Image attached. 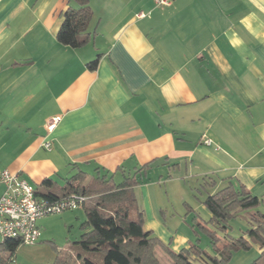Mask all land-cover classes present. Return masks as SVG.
Here are the masks:
<instances>
[{
	"label": "crops",
	"instance_id": "0c3cea01",
	"mask_svg": "<svg viewBox=\"0 0 264 264\" xmlns=\"http://www.w3.org/2000/svg\"><path fill=\"white\" fill-rule=\"evenodd\" d=\"M68 1L0 0V169L60 193L77 172L121 181L148 164L135 194L156 233L164 197L204 177L263 199L264 0H90L78 48L57 39Z\"/></svg>",
	"mask_w": 264,
	"mask_h": 264
},
{
	"label": "trees",
	"instance_id": "16d2710c",
	"mask_svg": "<svg viewBox=\"0 0 264 264\" xmlns=\"http://www.w3.org/2000/svg\"><path fill=\"white\" fill-rule=\"evenodd\" d=\"M70 5L63 13L62 25L59 27L57 39L60 43L78 48L85 45L90 38L89 25L94 17L90 0H69ZM100 61V55L90 61L87 66L94 70ZM142 166L134 173L126 175L116 182L113 176L95 177L87 181L83 171L67 178L66 186L60 193L50 191L37 194L49 200L77 194L86 197L82 209L87 220L83 223L85 231L78 244L70 250L58 251L52 264H101L87 253H100L102 264H162L158 251L167 256L169 264H228L234 251L249 249L251 242H257L261 253L253 264H264V215L260 211H252L261 204V199L242 184L228 181L227 185L212 193L216 180L204 177L202 184L196 188L205 192L204 204L211 212L210 221L203 223L197 214L194 218L202 230L211 237L214 254L208 253L198 243H189V247L175 251L166 245L152 230H145V212L139 207L135 188L142 183L147 174V167ZM52 184L51 179L43 184ZM190 211L193 207L189 206ZM251 227L246 234L238 238L222 239L206 224H212L227 233L226 223L240 211H246ZM195 211V210H194ZM194 225V224H193ZM22 244L19 239H5L0 243V264L12 261L16 249ZM6 253L9 256L6 257Z\"/></svg>",
	"mask_w": 264,
	"mask_h": 264
},
{
	"label": "rangeland",
	"instance_id": "374dc122",
	"mask_svg": "<svg viewBox=\"0 0 264 264\" xmlns=\"http://www.w3.org/2000/svg\"><path fill=\"white\" fill-rule=\"evenodd\" d=\"M92 175V174H91ZM94 175V174H93ZM119 181L117 178L116 182ZM164 191L166 190V185L164 180L161 186ZM189 198H186L183 194H169V196L163 199V208L168 210L165 215L159 210L158 216H165L164 226L165 233H168L171 237L165 238L162 236L161 230L154 234L166 245H169L171 249L179 251L181 250L184 243L185 245H190L189 243H198L201 245L205 251L214 254L215 250L213 244L210 242L211 237L202 228H200L194 222V218L197 214L203 223L210 221V215L205 214V211L200 210V203H204L206 198L205 192H199L195 189L189 194ZM261 204L253 209L252 211H260L264 215V198L261 199ZM180 203V204H179ZM158 206V205H157ZM189 206H192L193 211H190ZM161 207V206H158ZM167 207V209L165 208ZM163 210V211H164ZM246 211H240L237 215L232 217L226 223L227 233L219 230L212 224H206L209 230H214L222 239H232L238 238L241 235L246 234L251 224L249 223V217ZM202 218V219H201ZM87 220V216L84 209H74L64 211L62 213L51 214L44 219L41 239L38 243L28 244L22 243L13 257V260L5 264H52L55 262L58 251L74 248L81 239V234L83 233V223ZM194 224V225H193ZM2 234L0 233V243L3 241ZM186 238L185 242H183ZM160 258L162 259V264H169L167 256L162 251H158ZM261 249L257 242H251V247L249 249H240L234 251L232 258L228 264H253L260 256ZM93 261H98L102 264V257L100 253H87ZM9 253H6V257Z\"/></svg>",
	"mask_w": 264,
	"mask_h": 264
},
{
	"label": "built area",
	"instance_id": "2783aa9c",
	"mask_svg": "<svg viewBox=\"0 0 264 264\" xmlns=\"http://www.w3.org/2000/svg\"><path fill=\"white\" fill-rule=\"evenodd\" d=\"M174 0H155L159 7L169 6ZM60 117L49 118V132L58 125ZM205 144H212L206 139ZM49 141L44 146L50 148ZM85 196L72 194L49 200L37 194L36 188L26 178L9 169H0V233L2 239H19L22 243L35 244L40 241L42 230L39 220L51 214L83 207ZM13 260V259H12Z\"/></svg>",
	"mask_w": 264,
	"mask_h": 264
}]
</instances>
